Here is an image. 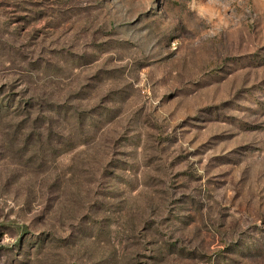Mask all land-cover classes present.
<instances>
[{"label": "rangeland", "instance_id": "obj_1", "mask_svg": "<svg viewBox=\"0 0 264 264\" xmlns=\"http://www.w3.org/2000/svg\"><path fill=\"white\" fill-rule=\"evenodd\" d=\"M0 264H264V0H0Z\"/></svg>", "mask_w": 264, "mask_h": 264}]
</instances>
